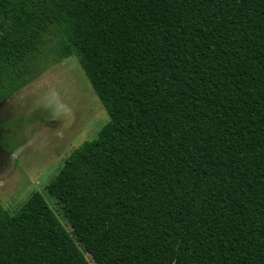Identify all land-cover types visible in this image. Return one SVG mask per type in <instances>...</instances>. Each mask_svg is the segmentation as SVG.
I'll return each instance as SVG.
<instances>
[{"label":"trees","instance_id":"1","mask_svg":"<svg viewBox=\"0 0 264 264\" xmlns=\"http://www.w3.org/2000/svg\"><path fill=\"white\" fill-rule=\"evenodd\" d=\"M71 55L109 118L0 264H264V0H0V102Z\"/></svg>","mask_w":264,"mask_h":264},{"label":"rangeland","instance_id":"2","mask_svg":"<svg viewBox=\"0 0 264 264\" xmlns=\"http://www.w3.org/2000/svg\"><path fill=\"white\" fill-rule=\"evenodd\" d=\"M108 118L75 55L47 63L37 78L1 101L3 207L13 212L31 192L39 191L68 229L62 210L45 186L65 157L83 141L95 138Z\"/></svg>","mask_w":264,"mask_h":264}]
</instances>
